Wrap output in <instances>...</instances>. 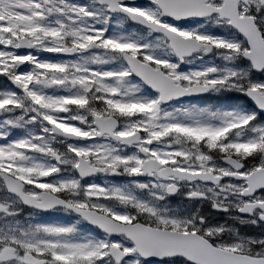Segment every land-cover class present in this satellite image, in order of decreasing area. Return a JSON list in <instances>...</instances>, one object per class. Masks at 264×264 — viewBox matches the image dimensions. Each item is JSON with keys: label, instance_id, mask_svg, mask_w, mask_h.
Returning <instances> with one entry per match:
<instances>
[{"label": "snow or ice", "instance_id": "6c2138e0", "mask_svg": "<svg viewBox=\"0 0 264 264\" xmlns=\"http://www.w3.org/2000/svg\"><path fill=\"white\" fill-rule=\"evenodd\" d=\"M0 264H264V0H0Z\"/></svg>", "mask_w": 264, "mask_h": 264}, {"label": "rangeland", "instance_id": "374dc122", "mask_svg": "<svg viewBox=\"0 0 264 264\" xmlns=\"http://www.w3.org/2000/svg\"><path fill=\"white\" fill-rule=\"evenodd\" d=\"M1 79H2V78H0V80H1ZM2 83H3V81H2ZM2 83H1V84H2Z\"/></svg>", "mask_w": 264, "mask_h": 264}]
</instances>
